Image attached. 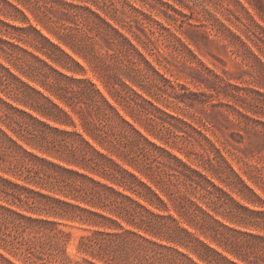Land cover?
I'll return each mask as SVG.
<instances>
[{"label":"trees","instance_id":"1","mask_svg":"<svg viewBox=\"0 0 264 264\" xmlns=\"http://www.w3.org/2000/svg\"><path fill=\"white\" fill-rule=\"evenodd\" d=\"M50 1L72 10L74 16L87 22L88 32L78 36L77 30L65 26L62 35L53 34L57 40L55 43L31 25L24 11L16 4L9 0H0V12L6 11L13 19H20L22 23L16 26L0 20V57L26 77H44L42 86L76 115L82 132L109 154L114 153L133 170L129 171L123 164L94 148L83 133L50 126L0 98V103L9 112L25 116L48 133L64 138L59 141L53 139L49 143L59 145L67 151V165H74L79 170L104 180L102 182L67 166L38 158L16 144L0 127V136L25 157L56 170L57 174L49 176L54 179V185L66 191V197L70 196L74 201L89 208L37 192L28 193L33 194L36 199L43 198L46 201L43 209L47 212L61 218L77 219L95 227L96 230L90 235L80 238L79 248L82 253L103 264H264V259L250 257L253 249L243 240L246 237L260 242L259 250L264 256V236L237 229L226 223H238L245 229L248 227L264 231V210L253 208L257 204L263 205L264 202L220 151L205 138L211 145L210 151L214 156L209 158L206 154L200 165L211 173L210 176L158 146L132 122L125 119L91 80L84 77L83 66L62 47L64 45L70 48L84 60L90 59L100 64L105 55L119 63L123 77L134 86L115 78L116 76L107 75L105 87L113 101L123 105L125 109L134 110L148 125H160L174 133L170 128H165L164 121H157L159 117L156 114L177 119L156 108L151 100L133 88L136 86L151 95L147 89V85H151V76L147 71L163 82L167 80L122 32L125 26L120 23V19L115 14L110 15L108 19V13L112 12L97 4L108 0H90L102 13L72 2ZM132 9L138 12L136 8ZM4 37L7 39H3ZM75 39L83 43L82 46L88 50L87 54L81 55L77 52L79 50L73 44ZM20 43L59 65L62 71L27 51L19 45ZM68 73L81 74L83 77L76 78L67 75ZM62 82L64 86L85 84L90 88V92H66ZM4 90L8 91L10 97L26 99L24 105L44 119L68 127L74 126L69 112L23 82L8 66L0 62V92ZM40 100L44 105L40 106ZM3 115L7 128L9 124H15L18 131L25 130L37 138L36 141H40V129H31L28 125L17 122L7 112ZM130 117L134 116L130 114ZM180 122L200 134L191 125L181 120ZM66 139H72L73 142L69 143ZM50 147L49 150L54 149ZM37 148L39 149L40 145H37ZM140 165L142 168H139ZM140 174L144 175L148 182L143 180ZM214 178L223 186L215 183ZM0 184V191L3 186H12L4 179L0 180ZM180 185L186 187V192L181 191ZM14 187L23 190L21 187ZM231 193L240 196L241 201H237ZM120 221L129 228H124ZM40 222L55 225L45 220ZM76 264L95 263L84 260Z\"/></svg>","mask_w":264,"mask_h":264},{"label":"rangeland","instance_id":"2","mask_svg":"<svg viewBox=\"0 0 264 264\" xmlns=\"http://www.w3.org/2000/svg\"><path fill=\"white\" fill-rule=\"evenodd\" d=\"M9 1L21 8L29 23L55 43L57 40L53 34L62 35L65 26L77 30L78 36L89 30V24L74 16L72 10L62 8L50 0ZM62 1L88 6L102 13L101 9H97L96 5L91 3L93 0ZM97 4L112 12L108 13V19L114 14L120 19V23L125 26L122 32L132 40L152 67L167 80L163 82L147 71L151 76V85H147L151 95L136 86L133 88L151 100L156 108L177 119L156 114L159 117L157 121H164L165 128H170L174 133L160 125H148L134 110L125 109L123 105L113 101L105 87L107 75L116 76L115 78L125 81L128 85H133L123 77L119 63L105 55L100 64L90 59L84 60L70 48L62 45L65 51L83 66L84 77L91 80L117 107L121 115L150 140L211 176V173L200 165L206 154L209 158L214 156L210 151L211 145L205 139L207 138L264 202V0H108ZM6 14V11H1L0 20L16 26L22 24L20 19H13ZM110 22L116 24L114 21ZM73 44L81 55L87 54L88 50L82 46L83 43L75 39ZM22 47L44 59L53 68L62 71L59 65L31 47L25 45ZM101 52L104 53L103 50ZM0 62L8 66L23 82L69 112L74 126L68 127L44 119L39 113L24 105L26 99L10 97L7 90L0 92L2 100L50 126L83 133L76 115L42 86L44 77L41 75L40 79L26 77L15 71L1 57ZM67 75L83 77L76 73ZM62 85L66 92H90V88L85 84L64 86L62 82ZM39 103L40 106L44 105L42 100ZM4 112L31 129H40V141H36L37 138L25 130L18 131L15 124H9L7 128V121L3 122ZM130 114L135 119L130 117ZM0 117V127L27 152L104 182L74 165H67L66 160H69L67 151L59 145L49 143L53 139L54 141L64 139L61 136L48 133L25 116L9 112L1 103ZM180 120L191 125L200 134L191 131ZM83 135L94 148L123 164L129 171L133 170L114 153L109 154L85 133ZM66 141L73 142L72 139ZM36 144L40 145L39 149ZM50 146L54 149L49 150ZM139 168H142L141 165ZM51 174H57L56 170L25 157L21 151L0 136V180L4 179L12 185L6 188L3 186L0 191V264H76L84 260L103 264L82 253L79 248L80 238L90 235L96 230L95 227L77 219L61 218L47 212L43 209L46 201L41 197L36 199L33 194L28 193L37 192L89 208L74 201L70 196L66 197L68 196L66 191L53 184L54 179L49 176ZM140 177L148 182L144 175L140 174ZM213 180L219 186H223L217 179ZM180 187L181 191L186 192L185 186ZM118 189L122 190L120 187ZM231 195L237 201H241L240 196L234 193ZM253 208L264 210V204H257ZM44 220L55 225L40 222ZM120 223L124 228H129L121 221ZM226 223L237 229L264 236L262 230L248 227L245 229L238 223L228 221ZM200 239L203 240L202 237ZM243 240L253 249V254L250 255L252 259H264L259 250L260 242L246 237Z\"/></svg>","mask_w":264,"mask_h":264}]
</instances>
